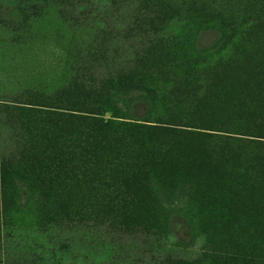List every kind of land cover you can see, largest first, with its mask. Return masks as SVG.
I'll list each match as a JSON object with an SVG mask.
<instances>
[{
  "label": "rangeland",
  "instance_id": "rangeland-1",
  "mask_svg": "<svg viewBox=\"0 0 264 264\" xmlns=\"http://www.w3.org/2000/svg\"><path fill=\"white\" fill-rule=\"evenodd\" d=\"M7 97L221 139L173 147L194 162L181 190L145 203L168 217L171 234L158 240L99 231L117 221L105 212L92 227L62 226L64 207L96 203L65 201L71 192L55 181L29 196L19 166L42 150L0 154V198L19 193L0 222V264H193L208 247L197 225L222 229L227 251L264 253V0H0V104ZM21 123L0 113V141ZM139 194L118 204L139 207Z\"/></svg>",
  "mask_w": 264,
  "mask_h": 264
},
{
  "label": "trees",
  "instance_id": "trees-1",
  "mask_svg": "<svg viewBox=\"0 0 264 264\" xmlns=\"http://www.w3.org/2000/svg\"><path fill=\"white\" fill-rule=\"evenodd\" d=\"M1 101L2 115L22 120L18 130L11 129L12 142L3 144L0 141L2 158L5 152L21 155L22 152L42 150L39 152V162L19 166L26 176L24 184L28 195L35 194L37 189L41 191L45 185L55 181L71 192V199L68 194L65 201L76 197L82 202L96 203L94 211L89 206H82V210L64 207L61 211L64 227H92L96 221L93 222L91 216L105 212L111 219L117 217V221L116 224L110 220L99 222L96 226L99 231L114 228L115 235L140 233V237H154L155 240L170 235L167 215L158 208L151 209L145 203L150 200L158 202L153 198L158 190L167 193L179 191L189 182L194 153L192 150L179 153L173 147L182 146L181 143L189 139L219 138L201 132L176 131L124 121L119 113H107L109 111L106 109L95 114L42 111L13 102L11 97ZM45 119H49L50 127L43 133L37 124ZM158 136L169 139L171 144L161 145ZM137 192L140 194L136 202H141V206L118 204L128 202L131 195ZM18 194L17 191L12 194L13 198L9 201L7 198L10 195L0 198V222L3 224V218L11 210ZM106 205H110V208L107 209ZM155 217L159 220H154ZM192 230L201 232L199 236L205 234L208 240V247H199L197 256L192 258L193 264H264V253L255 254L245 248L227 251L222 243L223 231L220 228L197 225ZM215 239L220 241L212 243L211 240ZM159 250L156 247L149 253L153 257L158 255ZM161 259L154 264L169 263V257Z\"/></svg>",
  "mask_w": 264,
  "mask_h": 264
}]
</instances>
